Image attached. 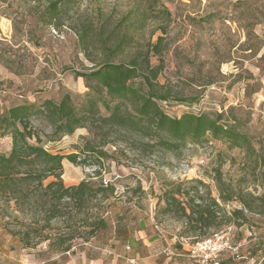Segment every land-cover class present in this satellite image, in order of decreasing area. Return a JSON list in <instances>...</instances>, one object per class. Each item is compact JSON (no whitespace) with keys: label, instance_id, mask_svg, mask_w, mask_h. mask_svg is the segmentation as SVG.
<instances>
[{"label":"rangeland","instance_id":"rangeland-1","mask_svg":"<svg viewBox=\"0 0 264 264\" xmlns=\"http://www.w3.org/2000/svg\"><path fill=\"white\" fill-rule=\"evenodd\" d=\"M51 1L0 0V113L18 104L58 102L65 94L78 109L86 107L94 91L77 74L106 58L96 44L83 51L78 33L88 28L95 42L103 28V38L113 30L128 34L125 52L112 63L129 65L133 57L148 56L155 74L151 89L140 77L132 85L166 96L168 103L160 105L168 116L207 113L234 119L251 146L232 148L210 135L199 142H178L165 133L103 124L99 119L108 114L101 104L93 122L49 142L52 125L35 114L31 128L50 152L78 155L77 164L62 161L63 184L77 185L90 177L115 185V194L80 209L62 202L68 203L60 206L63 215L48 225V214L35 201L17 206L15 200L0 199V264L36 263L66 247L78 249L97 233L89 234L94 216H104L114 202L127 207L152 202L158 227L176 249H181V239L193 243L228 226L238 233L236 225L227 224L181 238L186 219L165 211L162 199L164 191L177 187L181 192L176 197L183 203L199 202V197L206 203L218 200V218L243 200L252 207L247 217L264 221V0H71L50 21L44 8ZM159 37L157 53L153 45ZM179 98L193 101L181 105ZM135 107L121 104L123 114H135ZM10 144L9 137H0V153H8ZM94 151L109 158L99 160ZM217 171L231 189L230 202L219 199ZM189 187L197 192L186 196ZM46 235L50 239L42 241Z\"/></svg>","mask_w":264,"mask_h":264},{"label":"trees","instance_id":"trees-1","mask_svg":"<svg viewBox=\"0 0 264 264\" xmlns=\"http://www.w3.org/2000/svg\"><path fill=\"white\" fill-rule=\"evenodd\" d=\"M71 0H54L44 8L45 15L50 21H54L60 13V7L65 6ZM164 12H166L164 10ZM167 14V13H166ZM101 33V34H100ZM79 44L83 51H88L91 45L96 44L100 53L106 58L104 62L94 65L86 74H77L83 78L85 86L94 91L93 97L87 101L86 107L78 109L72 103L69 94L55 102L45 100L40 106L34 104H18L9 107L5 112L0 113V137H9L11 140L8 153H0V199L15 200L20 206L24 200L35 201L37 205L48 214L46 225L50 220L63 215L60 206L67 205L62 202H71L77 209L83 207L87 202L100 197L106 200L115 194V185L93 182L90 177L82 180L77 185L66 187L61 179L62 161L67 160L77 164L78 155H60L49 151L38 133L30 125V118L35 114H41L52 125V133L48 137L49 142L59 140L63 136L72 135L77 128L86 123L93 122L99 112L98 104L108 114L100 117L103 124L112 126L129 127L136 130H149L160 136L167 134L175 141L181 142L189 139L194 142L201 141L206 135L215 140L226 142L232 148L243 149L250 147V141L246 134L240 132L235 126V120L228 121L222 115H210L207 113L193 114L183 113L179 117L168 116L161 108L167 97L148 91L144 93L132 85L137 77L142 78L144 83L151 89V80L155 77L150 69L149 58L144 54L142 57H133L129 65L114 64L112 59L120 56L126 50L128 34L123 32L119 35L115 30L103 38V28L98 34L97 40L91 39L88 28L78 33ZM162 38L159 37L153 48L160 53L158 46ZM95 82V86L91 85ZM178 104L191 105L193 99H176ZM115 101L117 103L113 104ZM134 103L135 114L121 110L123 102ZM124 115V116H123ZM97 158L108 159L104 151H94ZM48 178L50 181L46 182ZM219 199L222 203L232 200L231 189L222 180L221 173L217 171L215 178ZM199 184H201L199 182ZM226 187V188H225ZM229 188V189H228ZM185 195L190 192H197L196 187L185 189ZM181 188L176 191H164L162 199L164 210L175 212L186 219L180 237L188 238L189 234L196 231H207L227 224L240 226L247 221L248 211L251 204L241 200L240 207L217 217L220 203L209 199L206 203L203 197L199 202L189 199L183 203L176 197L180 194ZM96 214L94 220L89 223V234L94 235L100 229V218ZM2 217L0 216V223ZM209 236V235H208ZM207 237V236H206ZM73 237L70 236V239ZM205 238V237H204ZM46 235L42 241L49 240ZM69 239V240H70ZM70 247L64 248V251Z\"/></svg>","mask_w":264,"mask_h":264},{"label":"crops","instance_id":"crops-1","mask_svg":"<svg viewBox=\"0 0 264 264\" xmlns=\"http://www.w3.org/2000/svg\"><path fill=\"white\" fill-rule=\"evenodd\" d=\"M99 223L97 233L78 249L71 247L50 259L36 263L26 259L20 264H193L182 243L185 239H181V249H176L172 247L173 240L158 227L152 202L132 207L114 202ZM237 227L238 233L233 231L237 253L222 255L219 263L264 264V221H251L247 217ZM167 249L176 254L168 255Z\"/></svg>","mask_w":264,"mask_h":264},{"label":"built area","instance_id":"built-area-1","mask_svg":"<svg viewBox=\"0 0 264 264\" xmlns=\"http://www.w3.org/2000/svg\"><path fill=\"white\" fill-rule=\"evenodd\" d=\"M182 243L185 245L187 255L193 264H220L219 259L222 255L236 254L238 250L233 242L232 226L213 232L196 242L188 243L183 240ZM166 253L168 255L176 254L172 249H167Z\"/></svg>","mask_w":264,"mask_h":264}]
</instances>
